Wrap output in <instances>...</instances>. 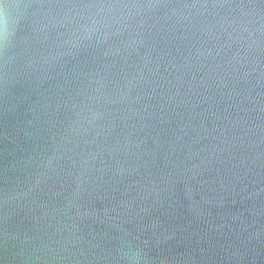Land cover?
Here are the masks:
<instances>
[{
    "label": "water",
    "instance_id": "95a60500",
    "mask_svg": "<svg viewBox=\"0 0 264 264\" xmlns=\"http://www.w3.org/2000/svg\"><path fill=\"white\" fill-rule=\"evenodd\" d=\"M0 264H264V0H0Z\"/></svg>",
    "mask_w": 264,
    "mask_h": 264
}]
</instances>
